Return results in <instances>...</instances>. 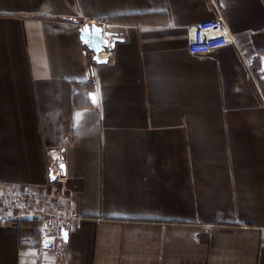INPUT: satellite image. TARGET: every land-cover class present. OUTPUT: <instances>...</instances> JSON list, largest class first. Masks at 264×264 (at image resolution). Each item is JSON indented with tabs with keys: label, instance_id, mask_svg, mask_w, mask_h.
I'll return each mask as SVG.
<instances>
[{
	"label": "crops",
	"instance_id": "0c3cea01",
	"mask_svg": "<svg viewBox=\"0 0 264 264\" xmlns=\"http://www.w3.org/2000/svg\"><path fill=\"white\" fill-rule=\"evenodd\" d=\"M1 183L81 220L55 252L0 225V264H264V0H0Z\"/></svg>",
	"mask_w": 264,
	"mask_h": 264
},
{
	"label": "built area",
	"instance_id": "2783aa9c",
	"mask_svg": "<svg viewBox=\"0 0 264 264\" xmlns=\"http://www.w3.org/2000/svg\"><path fill=\"white\" fill-rule=\"evenodd\" d=\"M228 36L229 30L218 15L193 28L188 51L193 55H206L226 45ZM80 220L81 216L70 208L67 196L61 189L40 190L0 184V225L26 224L36 231L35 241L24 236L20 238L21 245L34 244L41 252H55L61 232L68 233L75 229ZM260 244L264 246V229L261 231Z\"/></svg>",
	"mask_w": 264,
	"mask_h": 264
},
{
	"label": "water",
	"instance_id": "95a60500",
	"mask_svg": "<svg viewBox=\"0 0 264 264\" xmlns=\"http://www.w3.org/2000/svg\"><path fill=\"white\" fill-rule=\"evenodd\" d=\"M92 26H93V29H95V31H97V32L99 33L100 28H99L98 26H95V25H92ZM85 29H86V27H85ZM97 35H98L99 40L97 39L98 41L95 43V44H96V45H95L96 47H92L95 51H97V50L99 49L100 44H101V45H102V44H103V45L106 44V41L103 40V39H101L99 34H97ZM104 36H105V38L108 40V47H109V48H112L113 45H114V43L120 41V38H118V37H117L114 33H112V32H105ZM59 167H60V170L62 171V165H60ZM54 169H56L55 166H53L52 171H53ZM52 171H51V172H52ZM50 179H53V176H52L51 174H50ZM66 237H67V232H66V231H62V232H61L60 241H59V243H58V245H57V248L65 242Z\"/></svg>",
	"mask_w": 264,
	"mask_h": 264
},
{
	"label": "snow or ice",
	"instance_id": "6c2138e0",
	"mask_svg": "<svg viewBox=\"0 0 264 264\" xmlns=\"http://www.w3.org/2000/svg\"><path fill=\"white\" fill-rule=\"evenodd\" d=\"M82 38H83V37H82ZM90 99L93 101V103L96 102V96H95V95L90 96ZM62 167H63V166H62Z\"/></svg>",
	"mask_w": 264,
	"mask_h": 264
}]
</instances>
